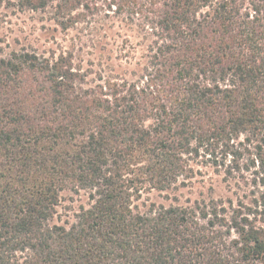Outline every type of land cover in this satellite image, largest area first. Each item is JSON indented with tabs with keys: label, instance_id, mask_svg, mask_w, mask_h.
I'll return each mask as SVG.
<instances>
[{
	"label": "trees",
	"instance_id": "obj_1",
	"mask_svg": "<svg viewBox=\"0 0 264 264\" xmlns=\"http://www.w3.org/2000/svg\"><path fill=\"white\" fill-rule=\"evenodd\" d=\"M59 23L112 13L147 36L135 79L0 49V264H264V0H0ZM204 162L250 189L190 206L132 198ZM87 191L51 224L63 191Z\"/></svg>",
	"mask_w": 264,
	"mask_h": 264
},
{
	"label": "rangeland",
	"instance_id": "obj_2",
	"mask_svg": "<svg viewBox=\"0 0 264 264\" xmlns=\"http://www.w3.org/2000/svg\"><path fill=\"white\" fill-rule=\"evenodd\" d=\"M147 36L136 25L101 12L63 27L55 14L54 3L44 9L20 10L16 5L0 6V49L3 52L25 48L56 58L72 55L74 67L88 70V85L102 83L100 75H119L135 79L145 63ZM199 156L191 161V171L180 177L169 189L158 190L144 183L142 190L132 198L138 210L150 204L190 206L194 201L210 198L230 199L235 203L250 189L242 179H226L222 171L204 162ZM87 191L61 193L51 224L68 226L75 222L80 206L87 207Z\"/></svg>",
	"mask_w": 264,
	"mask_h": 264
}]
</instances>
